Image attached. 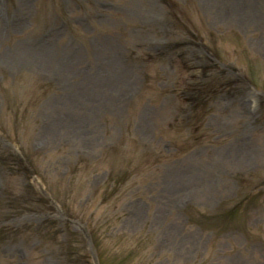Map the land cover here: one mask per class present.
I'll return each instance as SVG.
<instances>
[{
  "label": "rangeland",
  "instance_id": "obj_1",
  "mask_svg": "<svg viewBox=\"0 0 264 264\" xmlns=\"http://www.w3.org/2000/svg\"><path fill=\"white\" fill-rule=\"evenodd\" d=\"M0 264H264V0H0Z\"/></svg>",
  "mask_w": 264,
  "mask_h": 264
}]
</instances>
